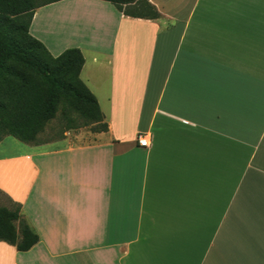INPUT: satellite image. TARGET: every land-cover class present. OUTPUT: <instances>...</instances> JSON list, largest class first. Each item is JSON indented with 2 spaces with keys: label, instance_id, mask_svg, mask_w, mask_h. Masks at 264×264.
<instances>
[{
  "label": "crops",
  "instance_id": "0c3cea01",
  "mask_svg": "<svg viewBox=\"0 0 264 264\" xmlns=\"http://www.w3.org/2000/svg\"><path fill=\"white\" fill-rule=\"evenodd\" d=\"M150 1L159 19L34 10L52 57L82 52L107 130L0 154V190L39 237L0 241V264H264V0Z\"/></svg>",
  "mask_w": 264,
  "mask_h": 264
},
{
  "label": "rangeland",
  "instance_id": "374dc122",
  "mask_svg": "<svg viewBox=\"0 0 264 264\" xmlns=\"http://www.w3.org/2000/svg\"><path fill=\"white\" fill-rule=\"evenodd\" d=\"M48 0H0V28L23 48L44 59L52 70L55 64L43 48L35 44L27 34V25L32 13ZM5 76L0 80V154L14 151L12 142L18 139L39 143L64 136L68 131H94L103 123L93 119L94 108L77 105L63 93L52 92L42 76L33 69L15 61H8ZM58 95L53 114L45 115V109L52 97ZM18 138V139H16ZM20 143V142H19ZM15 204L0 190V210L5 213L16 212ZM22 220L26 221L22 216ZM17 230L23 222L13 221Z\"/></svg>",
  "mask_w": 264,
  "mask_h": 264
},
{
  "label": "trees",
  "instance_id": "16d2710c",
  "mask_svg": "<svg viewBox=\"0 0 264 264\" xmlns=\"http://www.w3.org/2000/svg\"><path fill=\"white\" fill-rule=\"evenodd\" d=\"M57 1L60 0H48L40 6ZM106 1L111 2L119 11L127 16L149 19H159L162 16L150 0ZM33 14L34 12L31 15L29 25ZM29 25H27L28 37L40 48H43L47 58L51 59L55 64L54 68L51 70L44 63L43 58L32 53L28 48L19 46L12 38L4 34L0 28V80L5 76L8 61L19 62L41 75L45 83L50 86L52 92L63 93L77 105L86 104L93 107L94 113L92 119L96 123H103L101 128L94 131H106L107 123L104 121V115L99 108L98 101L80 79V72L84 65L82 52L79 49H68L57 58L52 57L45 46L29 34ZM58 95L60 94H52L46 106L45 115L53 114ZM5 211L0 210V241L16 245L19 250H29L38 242L39 237L34 229L26 221L22 220L21 206L19 205V209L16 212L5 213ZM13 221L23 222L20 231L16 229Z\"/></svg>",
  "mask_w": 264,
  "mask_h": 264
},
{
  "label": "built area",
  "instance_id": "2783aa9c",
  "mask_svg": "<svg viewBox=\"0 0 264 264\" xmlns=\"http://www.w3.org/2000/svg\"><path fill=\"white\" fill-rule=\"evenodd\" d=\"M137 140L141 146H148L149 145L148 139L145 135H139Z\"/></svg>",
  "mask_w": 264,
  "mask_h": 264
}]
</instances>
